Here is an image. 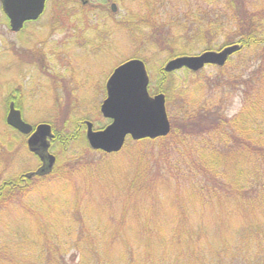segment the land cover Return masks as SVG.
Segmentation results:
<instances>
[{"label":"trees","instance_id":"16d2710c","mask_svg":"<svg viewBox=\"0 0 264 264\" xmlns=\"http://www.w3.org/2000/svg\"><path fill=\"white\" fill-rule=\"evenodd\" d=\"M110 1L117 0L80 11L90 14L93 31L105 21V34L124 33L135 49L131 57L147 62L149 55L165 53L168 60L195 46L217 49L214 37L223 35V45L240 43L255 59L240 48L218 67L220 77L243 75L251 84L240 109L227 116L201 82L190 88L193 95L171 80L155 89L165 94L167 136L128 138L119 152L95 151L98 157L87 161L70 155L58 165L56 155L49 175L5 180L0 264H264V15L257 7L245 11L241 0L183 7H177L183 0H174L168 9L164 3L172 0H138L139 11L123 6L117 15L107 8ZM160 72L170 78L176 71ZM67 132L64 142L72 135L85 139L81 127ZM57 133L60 140L53 141L63 144L65 134ZM80 177L90 183L81 186ZM51 179L58 181L57 195L32 196L36 182ZM16 197L12 217L8 209Z\"/></svg>","mask_w":264,"mask_h":264},{"label":"rangeland","instance_id":"374dc122","mask_svg":"<svg viewBox=\"0 0 264 264\" xmlns=\"http://www.w3.org/2000/svg\"><path fill=\"white\" fill-rule=\"evenodd\" d=\"M172 1V4L170 1L164 3L167 6L166 9L177 4L176 1ZM241 1V7L245 11L249 12L252 7H257L259 12L264 15V0ZM86 2H88L87 8L96 10L99 7L95 5L98 0H86ZM113 2L117 7V15L124 12L123 6L138 10L140 4L138 0L110 1L107 3L109 10ZM80 3H82L81 0H47L46 8L40 18L27 24L24 31L19 34L9 29L0 8V184L5 180L18 178L20 174L35 170L39 166L38 160L24 146V137L18 136L17 132L5 122L7 112L5 99L9 93L15 90L20 92V97L23 100L22 116L24 120L32 124L49 122L58 132L65 134L63 135L64 145L61 141H53L51 151L58 156V165L67 163L70 155H75L81 161L98 157V153L89 148L86 139L80 142L78 139L73 140L74 135H72L69 141L64 142V139L69 137L65 131H68L69 134H76V129L81 126V132L84 134L85 126L82 124L86 120L91 121L94 128H101L108 123V120L99 111V106L105 97L106 79L117 65L132 58L135 49H133L131 40L124 33L105 34L106 30L103 29L105 21L100 23L101 28L98 30L94 28L97 31L91 30V27L96 24L90 21V14H82ZM194 3L202 4L204 1L183 0L177 4L181 6L177 7ZM57 5H61L65 11L68 10V15H65L66 12ZM79 17L83 18L81 22L76 21ZM108 27H112V25L110 24ZM224 39L223 35L214 37L213 42L219 44L217 49L224 46ZM220 45L221 47H219ZM240 46L242 48L241 44ZM204 50L207 49L195 46L190 54H198ZM240 50L245 51L244 48ZM244 54L247 59H255L254 54L250 51H245ZM19 58H31L35 66L29 67ZM238 60L237 55L232 56L231 61L237 62ZM166 61L165 53L149 55L147 62L145 61L150 78L149 90L151 94L157 93L155 89L158 86H168V82L172 80L176 84L180 83L181 87L187 86L189 92L194 95L195 93L190 88H197L201 82L205 86L203 89L200 88L201 90L205 89L204 94L210 89L214 96L221 100L219 109L225 115L231 116L240 109L243 90L247 84H251L242 77L243 75L229 76L228 79L223 80L220 77L222 69L214 65H207L201 72L185 73L183 70H179L167 78L160 72ZM242 73L247 75L248 72ZM176 93V90H171L174 102L177 100ZM213 98L211 97V100ZM56 143H59L58 146ZM137 149L138 152H141L139 148L131 150L137 151ZM156 151V147L150 149V153ZM129 157L131 156H127L125 159ZM35 177L31 179L34 180ZM162 178L161 176L159 180ZM77 181L81 186H87L90 183L82 177ZM57 183L56 179L42 183L36 182V191L32 196L36 197L37 193L57 195L55 186ZM83 196L84 199H89L87 195L83 194ZM120 200L123 201V198L120 197ZM13 201L14 204L10 211L8 209L9 215L18 212L19 200L16 197L11 202ZM135 204L139 205L136 200ZM12 217L15 216L12 215Z\"/></svg>","mask_w":264,"mask_h":264},{"label":"water","instance_id":"95a60500","mask_svg":"<svg viewBox=\"0 0 264 264\" xmlns=\"http://www.w3.org/2000/svg\"><path fill=\"white\" fill-rule=\"evenodd\" d=\"M4 13L9 18L10 28L18 31L27 20H34L42 13L45 0H0ZM111 9L116 10L115 3ZM240 44H228L218 50H205L198 54L179 55L169 59L163 66L165 72L180 68L197 71L206 64L222 66L227 58L240 49ZM149 77L145 63L140 58H130L117 65L106 80V96L100 104V112L110 122L94 130L86 121L85 137L90 148L105 153L118 152L129 136L133 140L157 138L170 131L165 95L162 92L151 95L148 91ZM6 122L21 133L28 134L31 124L22 120L20 111L11 103ZM51 126L39 123L27 139L28 149L35 153L40 166L32 175H45L52 170L55 156L48 151L52 137Z\"/></svg>","mask_w":264,"mask_h":264},{"label":"flooded vegetation","instance_id":"af4514ba","mask_svg":"<svg viewBox=\"0 0 264 264\" xmlns=\"http://www.w3.org/2000/svg\"><path fill=\"white\" fill-rule=\"evenodd\" d=\"M81 2L83 3V4H85L86 3V0H81ZM59 8H61V10H64V12H66V14L65 15H68V10L67 11H65V9H63L62 8V6L61 5H57ZM77 7V6H76ZM80 7H82V8H87V6L86 5H83V6H81L80 5ZM0 8H1V10H2V14L4 15V17L6 18V20H7V24H8V27H9V29L11 30V28H10V23H9V19H8V17L4 14V12H3V8H2V6H1V3H0ZM45 8H46V4H45ZM68 8V7H67ZM66 8V9H67ZM89 8V7H88ZM36 20H34V21H25L24 23H23V25H22V27L18 30V31H13V30H11L12 32H14V33H20V32H22V31H24V28H25V26H27V24H30V23H32V22H35ZM20 60H21V62H23L24 64H26V65H28L29 67H31V66H35L34 64V61L31 59V58H19ZM21 94H20V92L19 91H14V92H11V93H9L8 94V96L6 97V99H5V102H6V105H7V108L10 106V104L12 103L13 104V106L15 107V108H18L20 111H22V107H23V105H22V102H23V100L21 99ZM7 112H8V109H7ZM23 112V111H22ZM21 112V113H22ZM23 120H24V118H23ZM26 121V120H25ZM30 123V122H29ZM32 124V123H31ZM33 125V128H34V125H36V124H32ZM15 132H17V131H15ZM17 134H18V136L19 135H21V136H23L24 137V146L27 148V144H26V140H27V136L28 135H25V134H22V133H20V132H17ZM53 140V139H52ZM27 150H28V148H27ZM29 151V150H28ZM29 153L30 154H32L37 160H38V165L41 163L40 162V160L38 159V157L36 156V155H34L32 152H30L29 151ZM21 178V180L24 182V180L26 179V178H24L23 177V175H19L18 176V178Z\"/></svg>","mask_w":264,"mask_h":264},{"label":"bare ground","instance_id":"6f19581e","mask_svg":"<svg viewBox=\"0 0 264 264\" xmlns=\"http://www.w3.org/2000/svg\"><path fill=\"white\" fill-rule=\"evenodd\" d=\"M15 108V107H14ZM16 109H18V108H16ZM19 110V109H18ZM20 111V110H19ZM22 111H20V116H21V118H24L23 116H22V114H23V112L21 113ZM7 114H8V112H6V115H5V117L7 116ZM23 120V119H22ZM83 126H85V123H83L82 124ZM81 127V126H80ZM22 134H24V133H22ZM52 134H53V139L54 140H56L57 138H59V136H60V134L59 133H57V130L54 128L53 130H52ZM25 135H28L27 136V139H28V137L31 135V132L30 133H28V134H25ZM27 141V140H26ZM89 146V145H88ZM89 148H90V146H89ZM91 150H93V151H101V150H94V149H92V148H90ZM103 152V151H102Z\"/></svg>","mask_w":264,"mask_h":264}]
</instances>
